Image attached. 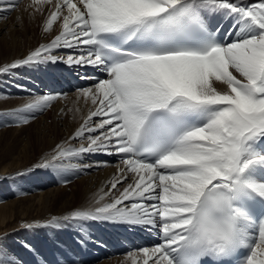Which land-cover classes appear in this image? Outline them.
<instances>
[{
	"label": "snow or ice",
	"instance_id": "1",
	"mask_svg": "<svg viewBox=\"0 0 264 264\" xmlns=\"http://www.w3.org/2000/svg\"><path fill=\"white\" fill-rule=\"evenodd\" d=\"M32 5L47 12L43 31L59 32L0 75L58 61L104 74L77 90L91 104L87 115L34 167L79 172L92 165L72 160L120 157L90 205L22 224L76 238L68 245L54 233L60 259L52 261L21 241L39 258L34 264H86L76 257L99 243L92 222L156 230L154 243L125 254L130 264H264V0ZM61 48L79 51L59 57ZM55 99L40 94L0 112V126L26 125ZM0 264L22 262L0 244Z\"/></svg>",
	"mask_w": 264,
	"mask_h": 264
},
{
	"label": "bare ground",
	"instance_id": "2",
	"mask_svg": "<svg viewBox=\"0 0 264 264\" xmlns=\"http://www.w3.org/2000/svg\"><path fill=\"white\" fill-rule=\"evenodd\" d=\"M15 1L16 0H8L7 3L14 4ZM27 6H29L30 9L26 8ZM4 13V11H0V66H4L5 64L12 63L17 59L24 58L40 44L49 43L59 32L58 25H54V28L47 33L43 31V25L46 20L47 12L45 11L41 14L40 12L35 11L34 6L32 5V0L24 1L23 5L19 6L14 13L8 18L6 17L5 20L3 19L5 17ZM60 50H64V48L57 49L54 54ZM69 50L72 49H68L66 51L69 52ZM52 65L58 67H63L65 65L68 66L60 61ZM42 67V71L45 72H48L50 67L54 68L50 64L41 65L39 68L22 67L13 70L9 74L0 75V90L5 89V91H8L10 95H31V88L27 80L29 77L25 71L31 72L33 70V75L35 72L34 69L39 70ZM66 96L65 106L58 100L59 102H57L56 106L53 108L54 112L51 121V131H47L48 133L45 134V130L37 128V148H35L30 142L29 139L33 138L30 137V135L33 132L31 129H26V126L22 127L20 133L15 132V137L4 135L5 132L0 133V176H10L11 180L17 176H23L24 181L25 179L29 180L30 186L33 187L32 191L45 189V191L40 195H25L20 196L17 199L7 200L6 202L3 201L0 203V234L4 231L11 230V228L15 225V222H18L19 220L25 222H30L32 220H49L52 216H61L71 210L86 207L91 204L98 194H101V189L107 191V182L113 177L116 171V165L119 163L108 165L104 164L103 159L117 160L116 155L109 156L106 154H91L86 157L79 158L78 164H90L92 167L82 168L79 171L81 174L88 175L78 183L77 190L71 193H66L63 191L64 189L61 188L58 189L49 187L53 185L57 177L54 176L55 178H44L39 176L38 174H41L42 172L38 170L39 168L34 167V165L39 163L41 158L46 153H49L57 143L68 139V137L82 122L81 119L77 121L79 113H83V118L87 115L88 110L91 107L90 102H83L84 99L82 97H78L77 92ZM31 98L32 97H26L19 100L17 97H10L7 101L9 104L7 105L6 110L21 107ZM77 108L79 111L73 115L71 112L75 111ZM23 135H25L26 138L25 143H23ZM15 139L17 141H15ZM80 142L81 141L77 140L74 144L79 145ZM19 146H22V148L19 149ZM91 158L94 159L91 160ZM76 160L78 159H75V161ZM17 173L19 174L15 175ZM31 174L36 176L35 178H31L33 180L29 179ZM115 194L118 195V192ZM92 223L93 229H101L105 224L109 226L117 225L108 222ZM68 236L71 237L70 240L75 241L76 238L71 234L66 235L63 241L65 244H67V241L69 240ZM57 237L60 241H62L60 236ZM92 245L93 244L89 245V249ZM90 251H92V249H90ZM45 253L46 252L43 250V254ZM58 253L59 252L54 249L52 256ZM94 259H97L96 256H94ZM52 260L54 259L52 258ZM123 260H125L124 257L111 259L110 261H102L99 264H108V262L119 264L120 261ZM28 264L31 263L28 262Z\"/></svg>",
	"mask_w": 264,
	"mask_h": 264
},
{
	"label": "rangeland",
	"instance_id": "3",
	"mask_svg": "<svg viewBox=\"0 0 264 264\" xmlns=\"http://www.w3.org/2000/svg\"><path fill=\"white\" fill-rule=\"evenodd\" d=\"M7 1L8 0H4V4H7ZM24 1H27V0H16L14 2L15 7L11 11H4L5 17L3 19L5 20L6 17L7 18L10 17V15H12L14 13V11L19 6L23 5ZM4 4H0V7L1 8L4 7ZM26 8H29V6H27ZM66 50H68V49L64 48V50H60V51L56 52L55 55L60 56V57H64V53L66 52ZM69 51H71V50H69ZM25 72H27L28 77L33 76L32 75L33 70L31 72L30 71L29 72L25 71ZM66 95H69V94H66ZM66 95L56 96L57 99L52 101L51 104L47 108H45L42 112L37 114L35 119L30 120V122L28 124H26V125L9 124L8 126H0V133L5 132L4 135H7V136L9 135V136L15 137L16 135L14 133L15 132L20 133V130L22 129V127L26 126V129H31V131L33 132L30 135V137H33V138H30L29 140L32 143V145L35 148H37V140H36L37 128L45 130V134L48 133L49 131H51V121H52L53 112H54L53 108L56 106L57 102H59V101H61V104L63 103V105L65 106V104H66L65 98L67 97ZM34 96H36V94H33V95L32 94L31 95H23V94H21V95H19V94L10 95L8 93V91H5V89L0 90V112L12 110V109L6 110L7 105L9 104V102H7V101H8V98H10V97H14V98L17 97L19 100H22L23 98H26V97H32L33 98ZM58 97H60L61 99ZM71 98H73V97H71ZM83 102H85V101L83 100ZM78 111L79 110L77 108V109H75V111H73L71 113L74 115ZM82 114H83L82 112L79 113V117L77 116V121H79L80 119L82 120ZM22 139H24L23 143H25V141H26L25 135L22 136ZM15 141H17V140L15 139ZM39 142H40V140H39ZM21 148H22V146H19V149H21ZM71 163L78 164L79 159L76 161L72 160ZM112 165H114V164H112ZM38 170H40L42 172L41 174H38V175L42 176L44 178H55V177H57V179H56L57 181L55 180L56 183L54 182L53 185L49 186V187L64 189L63 191L66 193L75 192L77 190L78 183L83 178L87 177V175H88V174H81V173L76 172L72 169L56 171V170H52V169H42L41 170V168H39ZM44 170H45V172H44ZM19 173L15 174V175H18ZM35 177L36 176L34 174H31L29 176V179L33 180L31 178H35ZM10 178H11L10 176H6V177L0 176V203H2L3 201L6 202L7 200L17 199L20 196L40 195L41 193H43L45 191V189L44 190L38 189L36 191H32L33 187L30 186L29 180L25 179V181H24L23 176L14 177V179L12 178V180ZM47 220H43L40 222L43 223ZM36 221H39V220H32L30 222H25V221L19 220L18 222H15V225L11 228V230L4 231L3 233L0 234V238H4L3 240H0V244H2L6 250H9L10 252L14 253L16 258L19 261H21L22 264H28V262L31 264L32 263L34 264V262L39 258L36 257L33 252L29 251V249L23 247L20 244L21 241L31 242L36 248H39L41 250V252L43 253L44 247H47L48 249H55L53 244L51 243L52 238L54 236V233L56 236H60L62 241H64L66 235L71 234L70 229L55 230V231L54 230H48V229L28 230V229H25L22 227L23 223H34ZM51 232H52V234H51ZM123 257L125 258V256H121V257H113L111 259H118V258H123ZM111 259L103 260V262L104 261H110ZM94 264H99V263H94ZM108 264H117V263L108 262ZM119 264H130V262H126L125 260H123V261H120Z\"/></svg>",
	"mask_w": 264,
	"mask_h": 264
}]
</instances>
